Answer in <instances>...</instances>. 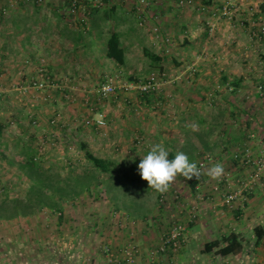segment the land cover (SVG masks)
Instances as JSON below:
<instances>
[{"label":"crops","instance_id":"obj_1","mask_svg":"<svg viewBox=\"0 0 264 264\" xmlns=\"http://www.w3.org/2000/svg\"><path fill=\"white\" fill-rule=\"evenodd\" d=\"M193 1L188 5L183 0H161L158 3L161 8L158 7L156 13L151 8H144L139 1L131 7L130 0H80L76 12H72L73 0H46L27 9L22 7L29 5L22 2L8 16L1 13L2 9L13 6L15 2H0V90L16 89L15 83L20 85L21 82H13L10 77L23 75L28 78L32 73H38L41 66L55 79L67 74L80 79L102 73L106 62L111 66L113 61L120 65L107 56V44L114 33L118 34L125 49L127 62V50L132 43H143L146 39V32L137 24L140 9L153 24L157 20L164 35L173 36L172 40L181 45L177 56H173L178 61L177 69L184 67L183 61L186 59L212 61L209 64L201 62L202 67L195 68V78L191 82L194 90L206 93L212 87L215 76L220 78L225 88L229 85L233 87L227 89L222 99L196 98L192 93L191 98L177 103L179 116L174 118L175 129L167 132L170 131L167 127L160 128L162 131L168 129L163 133L167 135L165 140L161 141L169 151L170 159L176 153L183 152L198 166L206 155L212 157L205 167L201 188L197 190L191 185L184 190L185 197L174 203V217L187 226L182 248L165 253L158 251L165 234L160 232L151 206H146L150 213L138 219L127 214L126 208H115V212L99 217L93 227L85 228L81 220L73 222L68 215L70 204L75 209L73 203L81 201L85 191L65 198L51 195L62 203L58 211L34 206L17 210L16 203L28 202L33 180L30 178L31 184L25 194H20L16 182L9 180L8 184L4 182L0 186L3 185V191H6L5 187L15 186V194L6 192L0 198V219L15 221L16 239L13 244L20 257L23 255V264H108L111 254L122 264H264V166L260 176H254L258 163L264 162V38L259 39L254 35L257 32L264 36V0H235L240 6L236 19L220 14L225 0ZM157 55L161 57L160 63L168 59L164 53ZM181 73L184 75L186 72L182 70ZM139 95L136 99L141 107L147 102L151 105L157 95L161 100L165 97L163 88L150 100ZM162 106L166 107V104ZM21 116H13L21 128L20 132H14L18 133L15 135L6 131L7 119L11 117L0 115V171H9L13 167L29 174L30 167L24 164L27 160L25 152L27 148H37L41 169H57L63 176V163L54 162L57 159L53 154L41 151L35 144L41 128H35L33 132L31 126L26 124L32 116L30 119ZM38 119L41 123L48 120L44 115ZM157 138L162 139L161 136ZM148 144L136 147V151L128 150L129 158L124 162L128 171L139 173L138 164L142 155H146L152 146L151 142ZM11 151L15 155L8 160L5 156ZM248 156L251 162H247ZM5 158L13 166L6 165ZM216 164L222 166L223 172L217 178H212L207 173ZM70 165L67 163L65 168L69 169ZM117 165L120 168L122 163ZM131 177L128 185L134 186L135 183L138 189L151 188L148 181H135V175ZM126 179L121 178V181L125 182ZM218 182H221V191L214 189ZM180 183L175 178L171 185L180 190L181 185L185 187ZM66 184L62 181V186ZM231 190L238 191L239 196L232 205H225L224 194ZM201 192L202 195L198 196ZM144 195L138 190L135 198L143 204L141 200ZM162 195L160 193L159 197ZM117 199L123 198L118 195ZM5 204L11 214L5 215ZM166 207L163 206L162 210ZM98 211L97 215L100 216L102 212L100 209ZM55 228L59 233L57 237L66 241L56 243L53 240ZM232 232L245 237L243 251L225 256L217 254L216 249L205 252L207 243ZM40 234L46 235V243L37 242L35 249L23 245V236L32 238ZM131 246L136 250L133 263L128 256Z\"/></svg>","mask_w":264,"mask_h":264},{"label":"rangeland","instance_id":"obj_2","mask_svg":"<svg viewBox=\"0 0 264 264\" xmlns=\"http://www.w3.org/2000/svg\"><path fill=\"white\" fill-rule=\"evenodd\" d=\"M12 1H14L15 4L9 6V8L6 7V15L9 14L11 10H17V8L23 4L22 2L29 5L28 7H22L27 9L30 8L31 5L42 4L46 0H43L41 3H36L34 0ZM118 1L121 2L122 0ZM130 1L131 7L134 6L132 4L136 5L139 1L144 8H151L155 10L156 13L158 7L161 8V5L158 4L161 0ZM183 1L187 2L188 5L194 3L193 0L191 2L190 0ZM228 1L237 4L235 0H225L223 4ZM0 2H2V0H0ZM143 12V9L138 10L137 24L143 29V32H146V39L143 43H132L127 50V62L124 65H116L113 61L114 64L112 63L111 66L110 63L106 62L104 64L105 69L102 73L82 76L80 79L70 74L63 75L59 77V79L50 76V79H48L40 74L41 68L44 67H39L37 65L39 67V70L37 69L38 73H32V75L27 76L28 78H24L23 75L10 77L13 82H21L20 85L15 83L16 89L11 87L12 89L8 91L7 89L6 91L0 90V115H6L12 118V120H10L11 118L7 119L6 131L15 135L18 133L14 132L21 131L18 120L13 116H17V114L22 115L21 117L26 116L27 118L32 116V119L27 121L26 124L31 126L33 132L35 128H41L39 137L36 138L37 142L35 140V144L38 148H42L43 151L45 150V152H48L49 155L53 154V157L57 159L54 162L63 163V178L67 176L68 172L72 171L73 173L71 174L73 177L78 175L82 178V181L87 182L88 178H85L84 174L87 173L89 169H92V164L86 158L84 146L87 147L86 150L97 157H103L110 161L114 160L117 164L122 163L119 168V177H115L114 179L110 178L109 174L99 172L98 179L93 181L91 188L82 193L83 197L80 198L81 201L77 200V203H73V205L76 206V210L73 209V206L70 204V211L68 214L70 220L73 222H76L78 219L81 220L85 228L93 227L97 219L102 216L104 217L105 213L107 214L109 212H115L116 209L126 208L125 211L132 217L134 211L140 210V208L145 205L152 207L154 214H152V216L158 219L160 232L166 234L171 229L172 225L179 221L178 218H175L173 215V213H175L174 203L182 197H185L183 195L184 190L191 187V180L184 178L182 175H177L176 179L180 180V184H184V188L181 185V189L179 190L177 186L170 185L169 189L165 192H159L153 188V192L147 194V196H143L141 200L143 204H141L140 200L135 198L137 191H140V188L138 189L139 186L135 187V183L134 186H130L127 182L132 178L131 175H135V181H140L142 179L139 173L128 171L127 169L129 168L124 164L125 159L129 158L130 152H128V150L134 151L136 147L140 148L145 146L148 142L154 145L161 140H165L164 137L167 135L166 133L165 135L163 134L164 131L169 129L170 131L167 132H171L176 127V119L174 118L179 116L176 110L177 103H180L184 98H191L192 93H195L193 95L196 98H201L203 96L212 100V98L222 99L227 89L230 90L229 87H224L225 84L221 82L220 78H217L218 76H215L216 78H214V80L212 78L213 85L206 93H199L194 90L193 87H191V82H193L192 80L195 78L193 74L195 68L202 67L200 66V64H202L201 62L204 64L207 62L209 64L212 61L210 59H186V61H183L185 64L184 67H182V69H177L179 68L177 65L178 61L175 60L173 56H177L176 53L181 45L177 41L175 42L172 40L173 36L169 37L164 35L162 27L157 20H155V24H153L143 15ZM239 12L237 14H239ZM154 16H156V14ZM235 16L233 19H236ZM144 48H148L156 54L164 53L168 59L162 60V62L158 64H152L151 60L145 56ZM182 70L186 72L184 75L181 73ZM213 70L218 74L216 69ZM153 73L156 74L160 83L156 93L159 94L163 88L165 97L161 100L157 95L151 105H148L149 102H147L146 105L144 104L143 107H141L140 101L136 99L137 96H140L139 91L137 87L133 85L145 81ZM190 74L191 76H189ZM109 79L113 80L117 86V90L110 96L103 97L101 95V87ZM162 104H166V107L162 106ZM165 108L166 111H164ZM99 113H105L107 115L106 128L100 129L95 125L94 118ZM40 115H42V117L43 115L46 116L48 120L46 119L47 121L41 123V120L38 119ZM33 120L35 122H33ZM148 120H150L149 124H147ZM159 123L161 125H159ZM166 127L168 129H164L163 131L160 130V128ZM15 135L12 136L15 137ZM157 136H161L162 139H158ZM147 137L149 139H154L150 141ZM162 141L161 144L164 145ZM9 153L8 156H5L9 158L8 160H10V156L13 157L15 155L12 151ZM6 158L4 159V163H6V165H11L12 162H9ZM67 163H71L69 169L65 168ZM58 166L61 168L60 164ZM116 167L118 168V165H116ZM49 176L50 174L48 177ZM0 177V185L4 182L8 184L9 180H14V182H16L15 184H17V191L20 194H25L29 189V184H31L27 172L20 169L17 170L13 167H10L9 171H0ZM121 178L127 179L124 182L121 181ZM51 180L55 181L56 179L52 177ZM17 182H19V184ZM220 183L221 182L215 184ZM71 184L73 185L72 182ZM2 186H0V191H3ZM5 188L6 191L4 190L3 193H0V198L4 196L6 192L8 194H15V186ZM160 193L161 195L163 194L161 198L159 197ZM199 194L202 195V192L197 195L199 196ZM118 195L123 199H117ZM150 196H152L151 199H149ZM103 198L106 200L101 201ZM168 201L171 202V204H166ZM163 206L167 207L162 210ZM25 208H27V206ZM99 209L102 212L100 216L97 215ZM73 211L77 212L72 213ZM4 213L5 215L11 214L8 210ZM155 214L157 216H155ZM153 223L152 221V224ZM156 224L157 223H155V225ZM73 225L75 224L73 223ZM14 226L15 221L12 219H0V264H23L21 259H24V257L23 255L20 257V252L15 251L16 249L13 244L16 239ZM68 228L69 226H67V229ZM59 230L61 231V229ZM54 233L53 240H56V243H63L66 241L57 237L59 233H56V228L54 229ZM28 236L29 235L23 236L21 240L23 241V245L32 246L31 249H35V244L37 242H42V244H44L47 241V237L44 234L32 238ZM18 237L21 238L20 235H18ZM132 248L135 247L131 246L130 249Z\"/></svg>","mask_w":264,"mask_h":264},{"label":"trees","instance_id":"obj_3","mask_svg":"<svg viewBox=\"0 0 264 264\" xmlns=\"http://www.w3.org/2000/svg\"><path fill=\"white\" fill-rule=\"evenodd\" d=\"M4 14L3 12H1ZM145 55L151 60L152 64H158L160 63L161 57L158 56L156 53L152 52L148 48H144ZM107 56L113 60H115L120 65H124L126 63V54L125 49L121 46L120 38L118 34L114 33L110 36L108 44H107ZM230 89H233L232 85H229ZM154 93H147V94H141L145 99L150 100ZM34 122V121H33ZM85 149V155L87 160L92 164V169H89L87 173H85L86 181H82V178L80 176L73 177L71 172H68L67 176L61 175V171L57 169H51L50 171H44L42 170V166L40 161H38L39 157V151L37 148H30L26 149V161L24 164H27L29 166V176L33 180V184L31 185L29 189V200L27 203H16V209L19 210L20 207L25 208L34 206V207H50L56 211L61 210L62 203L55 198H53L51 195L59 196L61 198L65 197H72L76 194L81 193V191L89 190L93 184V181L98 179V173L102 172L104 174H109L110 178L119 177V168L116 167L115 161H110L103 158L96 157L93 153L89 152L86 146H84ZM25 166V165H24ZM54 174H52V173ZM50 176L48 177V175ZM117 175V176H116ZM47 176L48 179H44V177ZM55 178V181L50 182L51 178ZM47 180V181H45ZM62 181L67 182L65 186H62ZM73 185L71 184V182ZM69 182V183H68ZM191 184L193 187H196V181L195 178L191 179ZM80 190L79 192H77ZM140 192H144L147 196V194H150L153 192V188H146L142 187L140 189ZM48 193V194H47ZM60 198V199H61ZM136 203V202H135ZM143 205V207L138 209L137 211H134L133 218L138 219L145 217L150 213L148 208ZM7 207V204L3 207V209ZM8 210L9 208H5ZM121 209V208H120ZM139 215V216H138ZM262 235L259 234V238H261ZM245 248V237L242 235L232 232L228 235H225L219 239H216L212 242H209L205 245V252H212L216 249V253L220 255H230V254H238L241 251H243Z\"/></svg>","mask_w":264,"mask_h":264},{"label":"built area","instance_id":"obj_4","mask_svg":"<svg viewBox=\"0 0 264 264\" xmlns=\"http://www.w3.org/2000/svg\"><path fill=\"white\" fill-rule=\"evenodd\" d=\"M30 1V0H28ZM43 0H34V2L36 3H41ZM80 0H73L72 2V12H76V8L79 4ZM240 11V6L237 4H233L230 1L226 2L225 4H223V6L220 9V14L224 17H227L229 19H233L234 16ZM2 12L4 14L7 13L6 9H2ZM264 32V31H263ZM256 37H258L259 39L264 38V36H261L257 33L254 34ZM40 74L43 77H47L48 79H50V74L49 71L46 68H41L40 70ZM159 80L156 76L155 73H153L152 75H150L145 81H141L133 86L137 87L139 93L141 94H147V93H154L157 92V90L159 89ZM132 86V87H133ZM117 90V86L115 85V83L113 82L112 79H109L106 83L103 84V86L101 87V95L103 97H108L111 94L115 93ZM95 125L97 126V128L103 129L106 128L107 126V115L105 113H99L95 118ZM90 122V121H88ZM42 151V148H41ZM212 157L210 155H206L204 157L203 160H201L199 162V165L197 166L200 170V177L197 180L195 177V181H196V189L199 190L202 186L203 180H204V171H205V167L207 165L208 161H211ZM247 162H251L249 156L246 159ZM264 166V162H260L258 163V167H257V172L256 174H254L255 177H259L261 174V170L263 169ZM215 191H221V184H218L215 186ZM201 194H199L200 196ZM239 196V192L235 191V190H231L228 191L224 194L223 197V201L225 205H232L233 202L238 198ZM186 232H187V226L184 222L182 221H177L175 222L171 229L164 235L163 239H162V243L159 247V252L161 253H165L168 250H172V251H178L180 248H182L184 242H185V238H186ZM135 248L129 249L128 250V256L130 258V261H132V263L134 262V253H135ZM108 264H122L121 261H118V259L114 256V255H110L108 258Z\"/></svg>","mask_w":264,"mask_h":264},{"label":"clouds","instance_id":"obj_5","mask_svg":"<svg viewBox=\"0 0 264 264\" xmlns=\"http://www.w3.org/2000/svg\"><path fill=\"white\" fill-rule=\"evenodd\" d=\"M192 127L195 128V125ZM169 155V151L161 143L152 145L148 153L142 155L138 164V172L142 179L148 181L151 188L165 192L177 175H182L188 180L194 177L199 179L200 170L196 163L189 159L188 155L178 152L172 159L169 158ZM132 160L135 162V157ZM222 172V166L216 164L207 174L212 178H217Z\"/></svg>","mask_w":264,"mask_h":264}]
</instances>
